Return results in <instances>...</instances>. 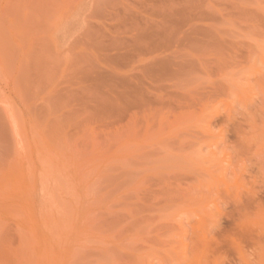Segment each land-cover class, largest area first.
<instances>
[{"label": "rangeland", "instance_id": "374dc122", "mask_svg": "<svg viewBox=\"0 0 264 264\" xmlns=\"http://www.w3.org/2000/svg\"><path fill=\"white\" fill-rule=\"evenodd\" d=\"M14 1L30 7V102L23 57L4 41L0 89L16 79L18 121L16 138L0 123V184L29 197L30 264H264V0ZM0 2L10 36L20 17ZM183 135L173 177L161 166L169 151L142 163L155 138ZM107 166L134 169L117 194ZM156 183L190 196L162 198ZM121 199L129 219L115 213Z\"/></svg>", "mask_w": 264, "mask_h": 264}, {"label": "bare ground", "instance_id": "6f19581e", "mask_svg": "<svg viewBox=\"0 0 264 264\" xmlns=\"http://www.w3.org/2000/svg\"><path fill=\"white\" fill-rule=\"evenodd\" d=\"M1 1V0H0ZM12 1V0H11ZM17 1V0H16ZM24 1V0H23ZM7 2L9 3V0H7ZM6 2V3H7ZM13 2V3H12ZM12 2H10L9 3V6H11L10 8H12V9H8L7 8V10H13L11 13L12 14H14V16H15V20H16V22L19 20V17H20V20L19 21H21V23L20 22H18L17 24L15 23V21L14 22H12L13 24V26L10 24L9 26H12V28H14L15 30H14V32L9 36V35H5V33H1V35H5L6 37H8V38H5V37H1V35H0V37L3 39V41H1L2 43H3V45L1 44V47L0 48H3V50L5 49V43L7 42H10L11 41V48H8V50H9V52H10V50L12 51V49H13V52H15L16 51V54H19V55H21L22 57H23V60H22V65H23V71H22V69L20 70L21 72H23V85H24V90H22V92L24 93V96L26 95V94H28V93H26V91H28L29 90V88H28V90H27V83L29 82L28 80V77H27V71H28V67H29V64H28V61H29V59L30 58H27L28 57V51H30L29 49H28V42H29V29H27V26L29 25H27V22L29 21V18H30V16H29V14H28V10H29V8L27 9V7L26 6H29L28 4L26 5V1H24V2H22L21 3V1L19 2V1H17V3L13 0ZM15 2V3H14ZM39 2V1H38ZM37 2V3H38ZM42 2V1H41ZM40 2V3H41ZM5 3V2H4ZM5 3V4H6ZM39 3V4H40ZM98 3H100L99 1H98ZM259 3H261L260 1H259ZM30 4V3H29ZM8 5V4H7ZM6 5V6H7ZM38 5V4H37ZM8 6V7H9ZM31 6V5H30ZM3 7H2V5H1V2H0V11H1V9H2ZM3 11H1V13H2ZM6 11H4V13H5ZM14 12V13H13ZM32 12V11H31ZM40 12V11H39ZM43 13V12H42ZM31 14V13H30ZM0 15H3V13L2 14H0ZM9 15H11L10 13H9ZM40 14H38V16H39ZM4 16H5V14H4ZM3 16V17H4ZM43 16V15H42ZM45 16V15H44ZM13 17V16H12ZM16 17H17V19H16ZM2 18V17H1ZM5 18H7V14H6V17ZM31 18H33V15H32V17ZM41 18V17H40ZM40 18H39V20H40ZM3 19V18H2ZM1 19V20H2ZM13 19V20H14ZM34 20V19H33ZM32 21V20H31ZM38 21V20H37ZM33 23V25L35 24L34 23V21L32 22ZM9 24V23H8ZM36 25H38V23H36ZM32 26V25H31ZM31 26H28V27H31ZM38 27V26H37ZM36 27V28H37ZM35 28V29H36ZM12 30H10V32H11ZM2 39H0V40H2ZM6 39V40H5ZM9 40V41H8ZM4 41H6V42H4ZM39 41V40H38ZM4 46V47H3ZM32 48V47H31ZM5 51V50H4ZM3 51V52H4ZM1 53H2V51H1ZM4 53H6V51L4 52ZM2 55V54H1ZM3 56H5V55H3ZM17 57V56H16ZM0 58H3L2 56L0 57ZM10 58V57H9ZM6 59H7V55H6ZM13 60L15 59L14 57L12 58ZM2 60H4V59H2ZM20 60V59H19ZM155 60V59H154ZM156 61V60H155ZM2 62V61H1ZM6 62V61H5ZM7 62H9V61H7ZM30 62V61H29ZM15 63V62H14ZM20 63V62H19ZM20 63V64H21ZM155 64V63H154ZM157 65V64H156ZM2 66L4 67V65L2 64ZM15 65H13V67H14ZM21 66V65H20ZM20 66H18L19 68H20ZM6 68H8L7 66H5ZM0 68H1V66H0ZM4 69V68H3ZM6 70V69H5ZM11 70V69H10ZM9 70V71H10ZM12 70H13V68H12ZM1 72V71H0ZM7 72V71H6ZM18 72H19V70H18ZM20 73V72H19ZM11 74V73H10ZM12 74H14V73H12ZM22 75V74H21ZM29 75V74H28ZM4 76V75H3ZM10 77V76H9ZM18 77H20V76H17V78ZM8 78V77H7ZM22 78H20V79H22ZM27 78V79H26ZM4 79V78H3ZM10 79H12V80H8L7 79V81H6V79H4V81L3 82H5L6 81V83H5V90H3V89H0V123L1 124H4V125H2V126H4L3 127V129H7V131L10 133V136L12 137H14L15 136V138H16V133L14 134L13 132H15V131H17V130H15V128H16V125H17V117L14 115V113L15 112H13L14 111V106H13V100H14V97L12 96L14 93H16V91H17V88H16V79H14V78H12V77H10ZM19 79V80H20ZM18 80V81H19ZM132 80V79H131ZM0 81H1V79H0ZM21 81V80H20ZM19 81V83H21ZM132 81H135V79L134 80H132ZM131 82V81H130ZM2 83V82H1ZM9 84H12V87L9 85ZM31 87V86H30ZM136 87L138 88V86L136 85ZM136 87H133V88H135V89H137ZM30 94V93H29ZM28 97H30V96H28ZM24 99H26V100H28V98H26V96L24 97ZM23 99V100H24ZM31 99V98H30ZM29 101V100H28ZM28 101H26V102H28ZM25 102V101H24ZM30 102V101H29ZM2 103H4V107H2ZM30 106V105H29ZM45 109V108H44ZM37 111H38V109H36ZM40 110V109H39ZM34 113V112H33ZM39 113H40V111H39ZM38 114V113H37ZM46 114V113H45ZM45 118H46V116H45ZM17 120V121H16ZM41 122H45V121H40V123ZM19 123V122H18ZM39 123V124H40ZM0 124V125H1ZM38 124V125H39ZM19 125V124H18ZM23 125V124H22ZM42 125V124H41ZM7 128H6V127ZM38 127V126H37ZM115 129H113L112 131H113V133H115V134H113L112 133V131H111V133L113 134V136L115 135V138H116V136H118V134L117 133H119V132H116L117 131V129L114 131ZM119 131H120V128H119ZM110 132V131H109ZM9 133H7V136H8V134ZM110 133V134H111ZM3 134V133H2ZM0 135H1V132H0ZM6 135V134H5ZM18 135H20V133L18 134ZM17 135V136H18ZM24 135V134H23ZM36 135V134H35ZM109 135V134H108ZM186 135V134H185ZM185 135H183L181 138H177L176 136L172 139V140H174V141H171L170 142V145L169 144H167L164 140H163V138H155V140H156V142H154V144H153V146L152 147H150V149L148 150L147 149V151L146 152H144L143 153V157L141 158V161H142V163H144L145 161L146 162H150L151 161V159L153 158V156H155L159 151H161V152H167V151H169L170 152V155L168 156H166L167 157V159L164 161V162H162L163 164L161 165L162 166V168L164 169V171H165V173H167L168 175L169 174H171L170 176H172L173 177V175H175V169H177L176 167H178V162H179V157H181L182 159H186L187 157H188V155L186 154V153H182V154H180V155H176V154H174L173 153V147L175 146V145H177V147H178V150L179 151H184V150H186V146L187 145H189V140L185 137ZM6 136V138H10L9 136L7 137ZM110 136V135H109ZM126 136V135H125ZM125 136H124V138H125ZM187 136V135H186ZM24 137V136H23ZM74 137V136H73ZM120 137V136H119ZM118 137V138H119ZM122 137V136H121ZM15 138H13V139H10V140H12V142L14 143V142H16L15 141ZM19 138V137H18ZM22 138V137H21ZM72 138V137H71ZM114 139V137H112V135H111V140H113ZM110 139V138H109ZM123 139V138H122ZM121 139V140H122ZM126 139H127V137H126ZM17 140V139H16ZM19 140V139H18ZM21 140H23V139H21ZM77 140V139H76ZM115 140V139H114ZM113 140V141H114ZM117 140V139H116ZM119 140V139H118ZM7 141V140H6ZM5 140H4V142H6ZM84 141V140H83ZM106 141H107V139H106ZM3 142V141H2ZM12 142H8L9 144L8 145H11L10 143H12ZM73 142V141H72ZM117 142V141H116ZM22 143V142H21ZM69 143V142H68ZM24 144V143H23ZM77 144V143H76ZM114 146H115V143H112ZM4 145V144H3ZM8 145H7V147H8ZM13 146H14V144H12ZM21 145V144H20ZM27 145V144H26ZM62 145H64V144H62ZM71 145V144H70ZM73 145V144H72ZM93 145H94V143H93ZM113 145H112V147H113ZM13 146H11V148H9V150L10 149H12L13 150V155H15L16 154V152H15V150L13 149L14 147ZM74 146V145H73ZM150 146V145H149ZM149 146H148V148H149ZM0 147H2V145L0 146ZM24 147H25V145H24ZM155 147H158V148H155ZM201 147V146H200ZM199 147V148H200ZM5 148V147H4ZM62 148V147H61ZM66 148V147H65ZM75 148V147H74ZM73 148V149H74ZM77 148V147H76ZM63 149H64V147H63ZM67 149V148H66ZM198 149V148H197ZM201 149V148H200ZM5 150H6V148H5ZM4 150V151H5ZM9 150L7 149V151L9 152ZM11 150V151H12ZM199 150V149H198ZM196 151V150H195ZM200 151V150H199ZM3 152V151H2ZM7 152V153H8ZM28 152V156L30 155L29 154V150L27 151ZM6 153V155H7V157L6 158H8L9 156H8V154ZM10 153V152H9ZM15 153V154H14ZM39 153V152H38ZM195 153V152H194ZM11 154V153H10ZM9 154V155H10ZM196 154H198L197 152H196ZM200 154V153H199ZM11 157V159L9 160V163H10V161L12 160V163L13 164H11V165H15L16 163H14L13 162V160H14V158H13V156L12 155H10ZM28 156H26V159L28 158L29 159V157ZM198 156V155H197ZM24 159H25V157H23ZM41 158V157H40ZM193 158H194V156H193ZM25 159V160H26ZM195 159H197L196 158V156H195ZM200 159V158H199ZM1 160V159H0ZM38 160H40V159H38ZM148 160H150V161H148ZM200 160H203V159H200ZM28 161V160H27ZM198 161V160H197ZM0 163H2V162H0ZM9 163H7L6 165H3L2 164V166H3V168H5L6 166L8 167V164ZM108 163H109V161H108ZM136 163H139V162H136ZM140 164V163H139ZM10 165V166H11ZM17 165V164H16ZM1 166V165H0ZM6 167V168H7ZM77 167V166H76ZM12 168H13V170H14V168H15V166L13 167L12 166ZM11 168V169H12ZM64 169H65V167H63ZM83 168V167H82ZM133 168L135 169L136 168V166L134 165L133 166ZM107 169H108V166H107ZM134 169H132V170H127L126 169V167L125 166H121V167H119L118 169H116V168H111L109 171H110V176H111V185H110V189H109V192L110 193H112V194H117V187H119L120 188V186L122 185L120 182H119V179L121 178V177H124V178H126V172L127 171H133ZM162 169V170H163ZM5 170V169H4ZM7 170V169H6ZM9 170H10V168H9ZM9 170H7V171H9ZM66 170V169H65ZM0 171H1V168H0ZM16 171V170H15ZM83 171V170H82ZM96 171V170H95ZM4 172H6V171H4ZM186 172V171H185ZM9 173V172H8ZM7 173V174H8ZM161 173V172H160ZM160 173L159 174H156V175H160ZM88 174V173H87ZM87 174H85L84 173V175H87ZM161 174H163V173H161ZM83 175V174H82ZM94 175V174H93ZM80 176V175H79ZM154 176V175H153ZM163 176V175H162ZM178 176V175H177ZM179 176H180V174H179ZM8 177L10 178V176L8 175ZM12 177V176H11ZM107 177H108V175H107ZM120 177V178H119ZM164 177V176H163ZM163 177H161V178H163ZM171 177V178H172ZM175 177V180H176V176H174ZM183 178H180V179H183V181H188V177H190L189 176V174H186V173H184V175L182 176ZM67 178V177H66ZM106 178V177H105ZM149 178H151V176L149 177ZM149 178H147V180L149 179ZM166 178H168L167 176H166ZM171 178H169V179H171ZM96 179H99V178H96ZM95 179V180H96ZM155 178L154 177H152V179H151V184H152V182H154L155 180H154ZM158 179V178H157ZM164 179H165V177H164ZM179 178H177V180H178ZM58 180H61V179H58ZM106 180V179H105ZM123 182L125 181L124 179H121ZM158 180H160V178L158 179ZM157 180V181H158ZM168 180V179H167ZM107 181V180H106ZM149 182H150V179L148 180ZM156 181V182H157ZM161 181H162V179H161ZM183 181H181V182H183ZM9 182V181H8ZM84 182V181H83ZM97 182V181H96ZM168 182H169V180H168ZM167 181H166V183L169 185V183H168ZM180 182V183H181ZM61 183V182H60ZM63 183V182H62ZM94 183V182H93ZM162 183H163V185H164V183H165V181L163 182L162 181ZM165 183V184H166ZM176 183H178V182H176ZM8 184V185H7ZM91 185H92V183H90ZM110 184V183H109ZM144 184H147V182H145ZM154 184V183H153ZM153 184L152 185H150L151 187L153 186ZM157 184V183H156ZM158 184L160 185V181H158ZM157 184V185H158ZM182 184V183H181ZM180 184V185H181ZM15 184H13V185H10L9 183H6V184H0V264H30V260H29V254H30V246H31V228H30V217H31V208H30V206L28 205V199H29V197L27 196V194H23L22 192V188H25V187H22V188H17L16 186H14ZM158 185V186H159ZM162 185V186H163ZM168 185H166V187H169ZM60 186V185H59ZM149 186V185H148ZM161 186V185H160ZM160 186H159V188H160ZM174 186H175V184H174ZM173 186V187H174ZM88 187V186H87ZM90 187V186H89ZM97 187V186H96ZM105 187V186H104ZM155 187H157V186H153L152 187V189L153 188H155ZM163 187H165V186H163ZM163 187H161L162 188V190L160 191V193H159V196H161L162 198L163 197H166L167 196V198H168V196H170L169 197V200L170 199H172V200H175L176 201V198H177V201L179 200L180 201V199H178L180 196H181V193L184 191V188H186V187H184L183 188V191L182 190H179L178 191V189H176L175 190V188H177V187H174V190H175V192L176 191H178V193L180 194V196H178V194H176L173 190V193H172V191H170V187L168 188L169 189V191H170V193L172 194V196L168 193V191H166L167 190V188H166V190L165 189H163ZM180 187V186H179ZM91 188V187H90ZM99 188V187H98ZM101 188L102 187H100L99 189L101 190ZM108 188V187H107ZM158 188V189H159ZM160 188V189H161ZM93 189H94V187H93ZM149 189V188H148ZM179 189H181V188H179ZM86 190H88L89 191V188L88 189H86ZM95 190V189H94ZM150 190H151V188H150ZM155 190V189H154ZM87 191V192H88ZM90 191H92V190H90ZM99 191V190H98ZM190 191V190H189ZM189 191H188V187H187V189L182 193V197H181V200L183 199V198H186L187 197V199H188V196H190L189 195ZM74 192V191H73ZM93 192V191H92ZM94 192H96V191H94ZM108 192V191H107ZM106 192V193H107ZM108 192V197H106V196H104L105 197V199H109V197H113V195L111 196L110 195V193ZM151 192L153 193V195L152 196H154V200L155 199H157V197L155 198V194L156 193H154L152 190H151ZM150 192V193H151ZM161 192H162V194H161ZM164 192H167L166 193V195L164 194ZM91 193V192H90ZM97 193V192H96ZM175 193V194H174ZM75 195V194H74ZM95 195V194H94ZM151 195V194H150ZM157 195V194H156ZM163 195V196H162ZM98 196V195H97ZM176 198H175V197ZM178 196V197H177ZM173 197V198H172ZM160 198V197H159ZM151 200H153V197H152V199ZM172 200H171V203H173L172 202ZM184 200H186V199H184ZM121 201L122 202H120V205H117V206H120V208H119V210H117V212H115V213H119V211H120V213L121 214H123V216H122V218L126 215V213L128 214H132V212L130 211V209L129 210H127L128 208H124V204H126V202L127 201H123L122 199H121ZM156 201H158V199L156 200ZM167 201V200H166ZM165 201V202H166ZM174 201V202H175ZM94 203H95V201H93ZM93 202H91V203H93ZM155 202V201H154ZM161 202H162V200H161ZM165 202H163L162 204H164ZM158 203V202H157ZM160 203V202H159ZM154 204H156V202L154 203ZM158 206V205H157ZM167 206V205H166ZM110 208V207H109ZM164 207H162L161 209H163ZM134 209L132 208V211H133ZM131 212V213H130ZM63 213H64V210H63ZM62 213V214H63ZM96 213V212H95ZM100 213V212H99ZM107 213V212H106ZM115 213H114V215H115ZM119 213V214H120ZM91 214V213H90ZM89 214V215H90ZM93 214V213H92ZM91 214V215H92ZM125 214V215H124ZM90 215V216H91ZM94 215V214H93ZM99 214H97L96 216H98ZM108 215V214H107ZM117 215V214H116ZM115 215V216H116ZM133 215V214H132ZM61 216V215H60ZM120 216V215H119ZM62 217V216H61ZM92 218L94 217V216H91ZM109 217V216H108ZM111 217V216H110ZM126 217L129 219V217L126 215ZM134 217V216H133ZM130 218H131V216H130ZM159 218V217H158ZM157 218V219H158ZM163 218V217H162ZM161 218V219H162ZM100 219V218H99ZM127 219V220H128ZM92 220V219H91ZM100 221V220H99ZM126 221V220H125ZM129 221V220H128ZM131 221V220H130ZM134 221H136V220H134ZM134 221L132 222L133 224H135L134 223ZM155 220H153V221H151V222H154ZM159 221V220H158ZM158 221H156L157 222V226H159V227H161V226H164V228H165V225H161L160 223L158 224ZM162 221H164V220H162ZM173 220H171V222H172ZM160 222V221H159ZM173 222H176V221H173ZM139 222H137V224H138ZM162 223V222H161ZM167 223H169L168 221H167ZM97 224V223H96ZM130 224V223H129ZM140 224V223H139ZM131 225V224H130ZM136 225V224H135ZM174 225V224H173ZM173 225L171 226V223H170V227H169V229L170 228H172L173 227ZM136 227V226H135ZM139 227H140V225H139ZM167 227H168V224H167ZM165 228L166 229V231H167V229L168 228ZM131 228V227H130ZM156 228V227H155ZM185 228V226H183V224L182 223H179V224H176V226L174 227V230L176 231V230H179V231H181V230H183ZM151 229H152V227H151ZM158 229V228H157ZM163 228L161 227V229H160V231L162 230ZM54 230V229H53ZM170 230H172V229H170ZM185 230H187V229H185ZM55 231V230H54ZM165 231V232H166ZM55 233V232H54ZM171 233H174V232H171ZM183 233V232H182ZM185 234V233H184ZM91 241V240H90ZM87 243V242H86ZM185 247V246H184ZM186 250V249H185ZM52 252H53V250H51ZM46 256V255H45ZM20 257H22V261L21 262H19L20 260H18V259H20ZM46 259V258H45ZM41 261V260H40ZM43 261V260H42ZM41 261V262H42Z\"/></svg>", "mask_w": 264, "mask_h": 264}]
</instances>
